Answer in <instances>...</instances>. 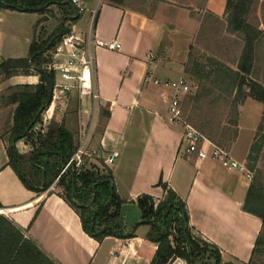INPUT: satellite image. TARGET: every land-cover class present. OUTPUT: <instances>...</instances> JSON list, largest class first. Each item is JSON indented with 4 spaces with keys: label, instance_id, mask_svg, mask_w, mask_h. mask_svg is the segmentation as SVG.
<instances>
[{
    "label": "crops",
    "instance_id": "obj_1",
    "mask_svg": "<svg viewBox=\"0 0 264 264\" xmlns=\"http://www.w3.org/2000/svg\"><path fill=\"white\" fill-rule=\"evenodd\" d=\"M226 1L206 0L205 9L223 16ZM81 3L89 15L85 17L86 10L78 14L69 27L74 30L73 23L82 22L79 34L86 37L91 11L96 9L93 36L117 39L121 49L94 48L97 97L93 101L85 94L94 111L91 115L89 102H84L83 96L80 98L75 92L63 95L65 100L73 97L79 100V123L71 121L68 115L65 122L74 132L81 129L82 138L83 125L91 115L93 124L84 146L85 154L93 157L119 152L112 164H106L113 171L117 192L125 200L122 212L127 231L135 234L107 235L98 240L84 230L79 214L62 197L56 183L42 191L27 187L8 164V136L0 139V210H3L0 213L12 219L60 264H150L158 245L147 238L150 224L141 223L136 199L144 193L162 198L164 188L159 184L162 180L186 201L190 225L221 249L223 262L248 264L262 228V219L243 209L252 180L218 160L186 153L182 128L167 122L171 90L155 82L185 75L190 44L201 29V20L186 8L163 1L156 4L153 15L107 0H81ZM54 6L64 15L63 19L70 16L67 6L53 5L49 10H54ZM30 14L40 17L25 30L16 20ZM43 16L40 12L0 9V62L8 57L28 56L35 30L48 20H41ZM260 28L264 30L263 22ZM47 37L39 35L41 40ZM26 48L27 55L20 52ZM38 81L37 73L18 74L1 81L0 89ZM250 98L240 107L239 133L229 149L231 153L241 143L245 147L243 163L262 118L256 113L247 136L242 137V109ZM108 111L103 126L101 119ZM15 146L20 153L32 148L25 137L18 139Z\"/></svg>",
    "mask_w": 264,
    "mask_h": 264
},
{
    "label": "trees",
    "instance_id": "obj_2",
    "mask_svg": "<svg viewBox=\"0 0 264 264\" xmlns=\"http://www.w3.org/2000/svg\"><path fill=\"white\" fill-rule=\"evenodd\" d=\"M107 1L116 6L129 7L127 0ZM146 1L142 0L144 3ZM168 1L177 5L181 0ZM258 1L227 0L223 16L207 11L202 28H207L208 36H212L213 31L222 36L226 56H196V46L191 44L185 65V75L192 81L191 92L183 98L189 118L227 150L238 136L240 107L245 100L251 97L264 104V82L256 64L259 47L264 43V30L260 28L259 18L252 16ZM52 5L67 6L69 15L75 14L72 0H0V9L40 12L44 14L41 20L48 19ZM188 6L193 5L189 3ZM201 8H205V1ZM134 9L154 14L143 8ZM65 22H60L58 28L42 40L35 30L28 56L8 57L0 62V82L18 74L39 75L36 83L12 84L1 93L0 139L8 136V164L15 169L23 183L35 191L46 190L56 183L61 188L62 197L79 214L87 233L98 240L107 235L130 237L135 232L127 231L122 212L125 200L117 192L113 171L104 157L83 154L80 166L73 160L63 171L80 145L76 132L67 126L64 119L54 117L45 131L35 130L42 113L50 105V90L55 78L46 65L50 60V49L65 32ZM223 106L225 109L221 110ZM109 114L108 111L103 115V126ZM24 137L32 148L20 153L11 141L16 142ZM263 146L264 109L247 156V166L254 171V175L243 209L262 219V228L248 264H259L261 260L254 262V259L264 257V169L257 167ZM159 184L164 188L162 198L155 199L144 193L136 199L141 209V223L150 224L147 238L158 245L150 264H170L176 258H185L189 264H232L223 262L221 249L193 229L187 203L176 190L162 180ZM0 264L60 263L27 236L12 219L0 213Z\"/></svg>",
    "mask_w": 264,
    "mask_h": 264
},
{
    "label": "built area",
    "instance_id": "obj_3",
    "mask_svg": "<svg viewBox=\"0 0 264 264\" xmlns=\"http://www.w3.org/2000/svg\"><path fill=\"white\" fill-rule=\"evenodd\" d=\"M72 4L77 14L86 10L80 0H72ZM95 15L96 9H93L86 37H82L71 27L64 25L65 32L61 34L49 51L50 60L46 67L54 73L55 78L49 105L51 107L63 95L72 94L73 92L77 93L80 98L88 94L94 101L97 97L94 90V48L104 46L109 49H121V43L117 39L103 40L93 36ZM153 56L154 53L151 52L150 57ZM155 82L171 90L167 122L178 124L182 128V138L186 153L201 159L210 157L218 160L229 169L242 172L249 180H252L253 174L246 163L237 160L231 155L229 150L209 138L189 121L183 108V98L192 90V85L188 78L183 74L176 79H155ZM47 117L50 118L52 115ZM88 128L87 126L84 129L80 145L70 161L64 166L63 171L68 168L73 160L76 161L77 166L82 163V155L85 154L84 146L87 142V134L85 135V133L90 130ZM118 155V151H113L110 155L104 156V159L107 164H112ZM171 264H189V261L185 258H177Z\"/></svg>",
    "mask_w": 264,
    "mask_h": 264
},
{
    "label": "rangeland",
    "instance_id": "obj_4",
    "mask_svg": "<svg viewBox=\"0 0 264 264\" xmlns=\"http://www.w3.org/2000/svg\"><path fill=\"white\" fill-rule=\"evenodd\" d=\"M159 1H163V2H169L168 0H147L145 3L142 2V0H127V5L131 8H143L144 10H147L148 12H154L155 11V7L156 4L159 3ZM184 1V2H181ZM180 3H176L178 6L184 7L187 10L190 11V14L192 16L197 17L198 19L201 20V29L199 31V34H197L195 36V39H193V41L191 42V44H194L196 46V56L197 55H209V54H214L216 57L218 58H225L226 56V50L223 49L222 47V36H219L217 33H215L213 31V35L211 36V34L208 36L207 33V28H202V22L205 20V17L207 16V10L205 8H201V5L204 3V1L206 0H181ZM81 2V0H80ZM170 3V2H169ZM192 4L193 6L190 7L188 6V4ZM53 7V5H52ZM56 6H54V10H49L48 12V20L45 22H42L38 28L36 26L37 30V35H41V36H48L50 35L53 31H55L60 22H61V18H62V13L58 12L57 8H55ZM256 8V12L254 11L252 13L253 18L257 17L259 18V20L261 22H264V0L261 2L260 0L258 1V3L255 5ZM89 15V10L85 11V17H87ZM39 14H35L33 15H21V18L17 19L16 22L22 27H24L25 30H28L31 27V24H36L38 19H39ZM35 18V19H33ZM253 21L255 22L256 20L253 19ZM73 19H71L70 17L66 19L65 25L69 26V24H72ZM212 23V21H210ZM260 22V23H261ZM74 24V30L77 33H81L80 28H82L83 24L82 22L80 23V21H76V23ZM1 25V23H0ZM207 26V25H206ZM205 26V27H206ZM52 31L48 34L47 32L49 30ZM215 29V28H214ZM23 30V29H22ZM216 31V29H215ZM41 33V34H40ZM223 33V32H222ZM224 34V33H223ZM211 41V45L208 46V42ZM221 41V42H220ZM190 44V45H191ZM208 46V47H207ZM206 47V48H205ZM200 48V49H199ZM28 48H26L24 51H20L22 53H24L25 55H27V51ZM258 60L256 62L259 72H261L262 74V80L264 82V43H262L259 47V51H258ZM186 76V75H185ZM187 77V76H186ZM188 78V77H187ZM189 82L191 83L190 79H188ZM3 92V90L0 89V95ZM83 100L84 102L88 103L89 102V106L91 108V115L94 111V105H91V101L90 99H88L86 96H83ZM249 103L247 104V106L245 108L242 109L243 113H242V128H243V136H247V132L249 130V127L252 123V117L258 113V117L260 118L263 114V108H264V104L261 101H258L254 98H250L249 99ZM183 108L185 111V114L187 115L189 121L197 128L199 129L189 118V114L188 111L186 110V106L183 103ZM225 107L223 106L221 110H224ZM53 114V115H52ZM48 115H52V117H47ZM69 117V119L75 120V122L78 121L79 123V100H77L76 97H73L72 100H65L64 98H59L55 104L51 107L49 106V108H47L43 113H42V117L41 120L36 124V128L37 131H39L40 129H44L46 130L47 125L49 123V121L51 120V118H56L57 120H65L67 119V116ZM90 115V119L86 118V122L84 123V129L88 126L90 129L92 127L93 124V119H91ZM240 115H241V109H240ZM78 119V120H77ZM92 120V123H91ZM47 124V125H46ZM43 125V126H42ZM81 126V125H80ZM88 128V129H89ZM90 131H88V133L86 132V139H88ZM203 132V131H201ZM204 133V132H203ZM205 134V133H204ZM207 135V134H205ZM78 136V137H77ZM208 136V135H207ZM76 137L80 142L81 139V129L78 132V130L76 131ZM80 137V138H79ZM209 137V136H208ZM211 138V137H209ZM212 139V138H211ZM213 140V139H212ZM242 140L246 141L245 138H242ZM216 142V141H215ZM245 154V147L242 146V144L240 143L239 145H236L232 148V152L231 155H233L235 158H237L240 162L244 161V156ZM246 165H247V160H246ZM248 167V166H247ZM257 167L264 169V146L263 149L260 153V158L257 162ZM252 172V174L254 175V171L250 170ZM238 172V171H237ZM241 174H243L242 172H239ZM253 179V178H252ZM45 250V249H44ZM46 251V250H45ZM47 252V251H46ZM48 253V252H47ZM55 259V258H54ZM56 260V259H55ZM261 260V261H260ZM57 261V260H56ZM260 261L259 264H264V257L263 256H258L254 259V262ZM58 262V261H57Z\"/></svg>",
    "mask_w": 264,
    "mask_h": 264
},
{
    "label": "water",
    "instance_id": "obj_5",
    "mask_svg": "<svg viewBox=\"0 0 264 264\" xmlns=\"http://www.w3.org/2000/svg\"><path fill=\"white\" fill-rule=\"evenodd\" d=\"M74 11H75V14H74L73 16H67V17H65V18L63 19L62 22L64 23L65 20H66L67 18H69V17H70V18H75V17H77L78 14H77V12H76L75 9H74ZM50 91L52 92V86H51V90H50ZM50 101H51V96H50V98H49L48 104H50ZM42 109H43V108L40 109V112L42 111ZM40 112H39V113H40ZM11 143H12L13 145H15V140H12ZM103 156H105V155L103 154ZM73 200L75 201L74 198H73Z\"/></svg>",
    "mask_w": 264,
    "mask_h": 264
},
{
    "label": "bare ground",
    "instance_id": "obj_6",
    "mask_svg": "<svg viewBox=\"0 0 264 264\" xmlns=\"http://www.w3.org/2000/svg\"><path fill=\"white\" fill-rule=\"evenodd\" d=\"M0 211H3V210H0Z\"/></svg>",
    "mask_w": 264,
    "mask_h": 264
}]
</instances>
